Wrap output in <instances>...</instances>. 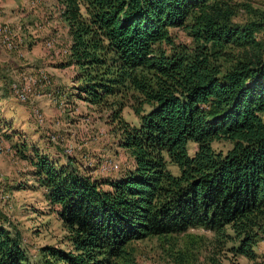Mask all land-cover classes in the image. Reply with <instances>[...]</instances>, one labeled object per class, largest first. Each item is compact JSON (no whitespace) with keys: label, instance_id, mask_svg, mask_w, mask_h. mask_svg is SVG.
Returning <instances> with one entry per match:
<instances>
[{"label":"trees","instance_id":"1","mask_svg":"<svg viewBox=\"0 0 264 264\" xmlns=\"http://www.w3.org/2000/svg\"><path fill=\"white\" fill-rule=\"evenodd\" d=\"M55 1L72 71L58 99L102 113L130 168L101 180L33 151L64 234L39 264H136L135 243L172 251L190 230L212 237L205 264H264V14L248 0ZM8 225L0 215V264H27Z\"/></svg>","mask_w":264,"mask_h":264},{"label":"rangeland","instance_id":"2","mask_svg":"<svg viewBox=\"0 0 264 264\" xmlns=\"http://www.w3.org/2000/svg\"><path fill=\"white\" fill-rule=\"evenodd\" d=\"M248 2L264 14V0ZM3 26L11 33L15 49L0 50V215L2 219L4 215L10 231L20 234L27 264H39V250L61 246L64 234L30 178L27 159L33 151L59 165L66 156L74 158L101 180L124 174L130 160L112 142L102 113L77 101L58 99L60 90L70 88L72 71L59 67L68 39L58 19L56 1L0 0ZM48 43L50 48L46 47ZM39 73L49 86L40 88L36 84L25 103L17 101L11 85L21 76L36 78ZM19 187L21 191H15ZM210 238L208 233L190 230L178 237L176 251L153 239L135 243V262L174 264L172 257L181 253L184 259L179 264H205ZM189 243L192 245L187 246ZM263 251L261 245L257 252ZM221 264L250 263L230 258Z\"/></svg>","mask_w":264,"mask_h":264},{"label":"built area","instance_id":"3","mask_svg":"<svg viewBox=\"0 0 264 264\" xmlns=\"http://www.w3.org/2000/svg\"><path fill=\"white\" fill-rule=\"evenodd\" d=\"M47 48H50V43L46 45ZM12 51L15 49V44L12 39V35L6 27H0V50ZM47 83L45 76L39 73L36 78L31 76H21L15 84H12L10 89L13 92L16 99L25 103L28 100V96L32 88L36 85L37 82Z\"/></svg>","mask_w":264,"mask_h":264}]
</instances>
